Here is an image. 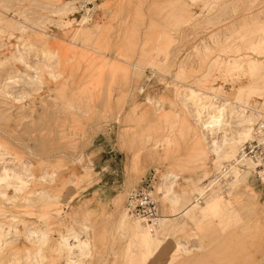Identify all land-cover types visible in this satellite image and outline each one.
Returning a JSON list of instances; mask_svg holds the SVG:
<instances>
[{
	"label": "rangeland",
	"instance_id": "1",
	"mask_svg": "<svg viewBox=\"0 0 264 264\" xmlns=\"http://www.w3.org/2000/svg\"><path fill=\"white\" fill-rule=\"evenodd\" d=\"M108 3L0 0V173L26 181L0 183V264H66L72 256L59 235L87 243L79 264H264L262 184L250 164L222 169L242 139L209 152L179 95L194 87L264 121V0H168L161 9L138 0L135 10L124 9L131 0ZM45 47L58 53L56 81L43 70ZM20 53L29 67L12 59ZM147 97L171 103L154 109ZM149 172L160 202L152 236L124 215Z\"/></svg>",
	"mask_w": 264,
	"mask_h": 264
},
{
	"label": "bare ground",
	"instance_id": "2",
	"mask_svg": "<svg viewBox=\"0 0 264 264\" xmlns=\"http://www.w3.org/2000/svg\"><path fill=\"white\" fill-rule=\"evenodd\" d=\"M21 46H22L21 47L22 51H25L27 45L24 43ZM15 49H16V46H15ZM42 57L46 62V64H44V66H43L44 67L43 70H44L45 74L47 75V78H49L50 81H56L60 77L59 72L56 71V69L59 65V61H60V60L57 61V59H58L57 51L52 50L51 48L45 47L42 50ZM25 58L26 57L23 56L21 53H20V56H18L17 58H16V56L12 57V59L23 63V65H25V67H29L26 64L27 60H25ZM134 68H136V67H134ZM31 70L33 73L32 78L40 80V77H39V73H41L40 69L38 70L36 68H33ZM144 76L146 78V81H149L152 79L154 74L147 72L144 74ZM179 95L181 97L182 103H184L185 105L191 106L189 108V112L194 117V121L201 127V131L203 132V134L201 135V138H202V141H203L204 145L206 146V148L208 149L209 152L215 153L217 151H221L222 149H226V148L230 149L229 148L230 143H229V140L227 137H231L230 138V140H231L234 136L233 140H235L236 142L242 139L239 142V144H241V142H243L245 140V138L247 140L248 138L252 137V133H253L252 131L255 130L254 122L256 120V115H255V111H252V112L246 111L247 108L245 107V105H243L244 108L241 105L232 106L231 108H227L226 105L224 103H222L221 99L217 95H213L211 98L205 99L202 96L201 90L194 88V87H188L183 93H181V94L179 93ZM146 101L148 102V104L153 105L154 109L155 108L159 109L160 107L163 108V107L167 106L166 105L167 103L169 105L171 103L170 101H168V102H166V104L164 106L163 104H161V102H152L149 97L146 98ZM232 115H234L236 117V121L239 122V123H237L238 126L232 127L230 125L229 119H232ZM116 119H118V117H116ZM252 126H254V127H252ZM215 136L221 137L220 144L217 147H214L213 145L210 144L212 141V138ZM77 159H79V158H77ZM244 163H246L248 165L250 164L254 167V163L248 159H246L245 162H243V161L239 162V165L241 164V166H244ZM228 169L230 170V168H228ZM228 169H227V171H228ZM238 171H241V170L239 169ZM259 173L261 175L263 174L262 171ZM21 176L22 175L14 172V171L12 172V175L10 176L9 171L6 168H3L2 173H0V183H5L8 180L12 179V180H15L18 182L20 181L21 184L22 183L25 184L26 181L23 182V179H22L23 177H21ZM156 176H157V174L155 173V181L153 183L154 185L156 184V181H157ZM167 177H169V175H167ZM166 178L163 177L161 179V184L159 186V191H160L161 196H164L167 193L168 188H169V185L166 182ZM174 178H177V177H174ZM217 180H218V178H215L214 180L212 179L209 182V184H207L205 187V189H207V190L201 189V188L198 189L197 190L198 196L193 198L192 205L196 204L200 198H203L209 191H211V189L215 185H217L216 184ZM7 184H9V183H7ZM225 189L229 190L230 188L227 186ZM15 190H16V188H15ZM120 210H121V208H120ZM124 212H125L124 215L129 217L128 216L129 212L127 211V209ZM132 216L138 220L135 222V229H139L138 228L139 226H141V227L147 226L150 229V230H148L149 236H152V234L154 233V230L159 228L158 227L159 225H157L155 227H151L150 225H147L146 223L142 222L139 218H136L134 215H132ZM161 219H164V218H161ZM121 225H120V227H121ZM2 230L3 229H0V238L2 237L1 235L3 234ZM14 231H16V229ZM29 236H32V239L47 241V235L43 231L42 232L41 231H39V232L30 231ZM0 242H1V240H0ZM3 243H5V240H3ZM57 243H58V246H59L61 251H64V252L66 251L67 257L69 255L72 256V257H68L66 259V262H67L66 264H79V259L82 258L81 256L87 255V253H85V249L88 247L87 243H84V241L79 239L77 236H74L73 239H71L68 236L59 235V240ZM2 244H1V247H3ZM156 250H157V248L154 250V252ZM37 252H39V251H37ZM37 258H38V256H37ZM26 260H29V259L26 258Z\"/></svg>",
	"mask_w": 264,
	"mask_h": 264
},
{
	"label": "built area",
	"instance_id": "3",
	"mask_svg": "<svg viewBox=\"0 0 264 264\" xmlns=\"http://www.w3.org/2000/svg\"><path fill=\"white\" fill-rule=\"evenodd\" d=\"M88 6L91 7L92 5L88 4ZM254 128L252 137L240 144L236 158L230 162H224L222 169L227 167L226 164L229 167L231 165L237 166L239 162L248 159L254 163V167L251 168L252 173L263 184L259 172L264 173V121L257 122ZM211 175L212 177L217 176L221 185L225 182L219 172L214 171ZM154 181L155 172L146 174L128 195L125 202V207L130 215H134L151 227L157 226L160 220V202L153 193ZM201 200L199 199V201Z\"/></svg>",
	"mask_w": 264,
	"mask_h": 264
},
{
	"label": "crops",
	"instance_id": "4",
	"mask_svg": "<svg viewBox=\"0 0 264 264\" xmlns=\"http://www.w3.org/2000/svg\"><path fill=\"white\" fill-rule=\"evenodd\" d=\"M121 0H109V3H108V6L110 7V9H115V7H117L118 5H119V2H120ZM137 1L138 0H131V3L130 4H127V5H125V7H124V5H122V7H124V9L126 10V9H129V10H135V8H136V4H137ZM157 1V4L159 5V7H160V9H161V7H163V5L165 4V3H167V1L168 0H156ZM96 2L97 3H101L102 2V0H96ZM125 3H126V1H125ZM92 5V4H91ZM92 7H93V5H92ZM91 7V8H92ZM86 12H88L87 10H86ZM127 13H126V11H124L123 12V15H126ZM101 15V13L100 12H97V13H95L94 14V17H98V16H100ZM89 17H90V14H89V12L88 13H86V14H83V18L85 19V20H81V23L79 24L81 27L82 26H85L87 23H88V19H89ZM152 17H154V18H156V22H158V23H163V20H160V19H163V15L162 16H155V15H152ZM146 22H148V21H146ZM128 26V25H127ZM126 26V28H124V29H121V35L122 34H124V36L126 35V29H127V31H128V28H129V26L127 27ZM114 27V26H113ZM112 26H109L108 27V29L110 30L111 28H113ZM123 36V35H122ZM121 36V37H122ZM126 43V42H125ZM261 188H263L264 189V184H262V187ZM261 194L263 193L262 192V189H261V192H260ZM77 230H81V228H76Z\"/></svg>",
	"mask_w": 264,
	"mask_h": 264
}]
</instances>
